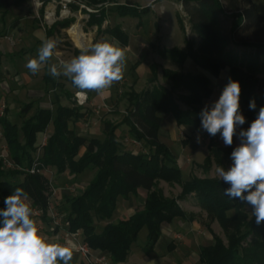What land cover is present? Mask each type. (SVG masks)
Returning <instances> with one entry per match:
<instances>
[{
    "label": "trees",
    "instance_id": "trees-1",
    "mask_svg": "<svg viewBox=\"0 0 264 264\" xmlns=\"http://www.w3.org/2000/svg\"><path fill=\"white\" fill-rule=\"evenodd\" d=\"M181 3L182 10L190 24L191 31L200 38L194 42L186 40L185 51L163 50L159 54L174 63L183 64L191 60L197 67L217 78L226 70L224 85L229 79L241 85L239 111L245 117L241 130H247L264 107V15L259 14L252 0H174ZM1 2V1H0ZM22 0H16L21 3ZM5 10L0 16V38L4 36L5 18L10 9L5 3ZM121 16L137 17L149 11L138 10L127 2L116 8ZM225 19H231L229 36L220 31ZM89 23L98 25L97 33L107 32L121 45L126 44V37L115 27L100 31L104 13L98 17L90 16ZM73 19L56 21L45 30L46 36H52L67 29ZM178 22L183 29V21ZM249 34L253 41L241 36ZM243 48L236 52L229 46ZM74 56L79 50L74 48ZM151 78L157 79L158 67L149 66ZM162 76L170 81V88L160 85L147 88L141 93L128 94L129 108L122 121L113 124L103 122L102 141L78 136L70 127L81 114L73 107L63 106L59 95L55 94L52 108L38 107L24 119L18 127L4 114L0 117V129L6 144L9 159L20 169L30 168L36 151L37 136L49 127L51 131L40 157V169H54L56 174L79 176L85 171L94 174L87 185L75 196L66 197L67 215L63 219L66 233L81 232L84 242L95 251L105 255L112 264H124L142 229H146L144 251L150 254L159 238L164 225L175 219H186L179 201L192 196L195 204L205 212L210 223L217 222L225 237V242L218 236L213 243L199 249L198 259L201 264H264V222L257 225L252 215V206L239 199H229L224 190L230 185L217 178L190 177L183 180L175 157L158 138L161 124L159 113L171 115L178 126L197 129L201 126L200 113L203 104L213 92L209 80L199 75H179L163 70ZM46 90L61 88L46 71L42 77ZM183 90L187 95H180ZM65 91V90H64ZM67 99L70 94L65 91ZM255 102V109L249 104ZM179 104L186 107L179 108ZM26 104L21 110L25 116L32 108ZM126 125L129 136L136 143H141L145 152L124 151L118 143L116 130ZM215 137L209 136V155L202 167L208 171L212 164L223 166L225 161H232L231 146L214 145ZM89 171V172H90ZM88 172V173H89ZM22 177L21 180L18 178ZM163 181L181 188L176 198H167L157 183ZM23 188L30 197L31 206L39 209L46 216L48 208V180L45 174H29L19 170H5L0 163V210L6 206L4 198L12 194L15 188ZM146 192L142 209L135 211L126 219L114 222L113 214L119 200H128L138 190ZM246 195V193H245ZM2 220V218H0ZM100 224H103L100 227ZM99 226V227H98ZM70 264H75L73 258ZM80 264H85L83 261Z\"/></svg>",
    "mask_w": 264,
    "mask_h": 264
},
{
    "label": "crops",
    "instance_id": "crops-1",
    "mask_svg": "<svg viewBox=\"0 0 264 264\" xmlns=\"http://www.w3.org/2000/svg\"><path fill=\"white\" fill-rule=\"evenodd\" d=\"M0 1L2 5H4L3 3H5L7 7L10 9L8 15L15 17L14 20H19V19L21 20L26 17L24 8L28 4L24 6L23 4L25 2L22 1L21 7L17 5L13 6L17 11H20L18 12L20 13L19 15L16 14L13 11L14 8L13 9L10 8L4 0H0ZM81 1L88 8L97 11L95 13H87L85 10L79 11L76 7L73 8L72 10V15L69 19H73V22L70 25V27L72 26L73 29L74 28L77 29L76 30L78 31L77 39L81 40L82 47H86L89 44V42L90 43L93 42V38H90L89 35L92 34L94 30L96 31L97 35H103V37L99 42H103V41L118 42L116 39L111 37L107 32L98 34L97 33L98 25H96L95 23L93 24L89 23L91 21L90 20L91 15L98 17L100 13L102 12L104 13V20L101 23L100 31L117 27L125 35L126 44L121 45L119 42L118 43L119 46L122 47L126 52V62H125L126 66L121 84L128 87V90H126L127 93L130 92L141 93L142 91H145L148 88L147 84L149 83V79L151 78V72L149 69L150 63L148 61L150 57H153L152 59H154L155 61L154 63L159 64L164 70H169L179 75H199L206 77L209 80L213 92L211 94V97L204 102L203 109L206 106L210 109L211 106L216 101H218L225 87L224 81L227 75V71H221V73L217 78L210 79L206 74L207 71L200 69L189 59L185 60L183 64H177L171 61L170 59L162 57L157 50L155 51V53H152L151 48L153 47L154 44L158 45L159 47L158 49L160 51L173 50V49L179 51H185L186 49V40L189 39L187 38L184 32L185 29L184 22H183V29L181 28L178 22L179 17L182 19V16L181 13H179L176 4L173 3V2L176 3V1L174 0H81ZM127 2L131 3L133 7L138 9L139 11L145 8H148L149 11L145 14H140L137 17H133L129 15H125V16L119 15L116 8L120 6H124ZM26 10L29 12L28 8ZM40 11H42L43 15L45 13H48L49 11L57 13V8H55V6L51 3L50 0H44L43 6L41 7ZM87 29H89L88 32L86 31ZM61 31L65 33L68 32L66 31V29H63ZM71 32H69L70 34L68 33L69 38L75 44L74 42L75 39L74 36H72ZM58 33L54 35L56 36ZM52 36H49V38H52ZM192 37H193L192 40L194 41L196 47L200 41V38L197 35L196 36L192 35ZM76 47H77L76 49L78 50H80L81 48L78 46ZM61 54L62 51L58 49L54 50V55L49 63H56L55 59L59 62L63 61L62 57H56V56H62ZM9 56L11 63L14 62L12 63L11 66L14 67L13 70H14L15 78L20 79L19 83L24 86L23 89H26L29 92H37L32 89L31 86L32 79L30 77L31 73L25 67L28 60L34 58L35 54L27 52V55L24 56L23 58H19L20 55L17 54H11ZM72 57H74V55ZM46 71L48 72V65H45L42 68V70L38 73L41 81ZM42 72L43 75L41 76L40 73ZM223 72H225V75H223L222 77L223 86L221 87V89L216 90L215 88L212 87V85L214 84L213 80H218ZM65 78L67 77L62 76V79L56 80V82L62 83L63 79ZM70 84L71 85L66 84V86L64 87L65 91L70 94V98L67 99V97H65L64 98L65 102L62 103L61 101V104L63 106L76 108L79 110V113L81 114V117L77 121L70 123V127L78 136L88 139L94 138V139H98L99 141H102L104 138L103 122L109 121L111 123L118 124L122 121L123 117L126 115L129 108L128 95H127V99H123L121 101L113 103L115 97L113 93V87L115 85L117 86L118 82L114 83L111 86V88L105 91L102 95L94 91H89L86 94H79V90L76 89L72 83ZM160 84L165 88L168 89L170 88V81L166 85L162 83ZM45 89L46 87L44 85V90ZM44 90L38 92L43 93ZM177 93L180 95H187V92L183 90H179L177 91ZM216 93L217 96L214 97L213 95ZM40 107L52 108V105L40 104ZM180 109L185 110L186 107L180 104ZM99 114H102V116H99ZM161 114L162 113L158 114L161 117V124L158 131V138L161 143H163L168 147L172 155L175 157L177 165L181 171L183 180L185 181L184 176L186 177V180H188L192 176H195L197 178H215L212 174L206 175L207 173H210L212 166L215 165L214 163L212 164L211 168L208 171H205L204 168L202 167L204 159L209 155V152L207 150L209 145V136L207 131L203 130L201 126L197 129H193L192 127H187V126H178L171 115H166V114L161 115ZM50 131L48 132L50 133ZM182 131L186 133L187 138L184 139L183 142H180L178 136L179 133H181ZM115 133L118 138V141L121 136L130 137L129 128L126 125L120 126ZM205 133H207L208 136L207 139L208 143L205 146L206 147L205 152H203L202 144H198L197 141L195 140H198V138L200 139V137H202ZM221 147H226V146L221 145ZM173 149H175L177 153H174ZM140 151L145 152L146 150L142 148V150ZM202 155H204L202 162L197 161V164H195L194 166V168L198 167L200 169L201 175H197V174L193 175L191 173L192 167L189 163H187L188 162L187 158L189 157L190 160H197L194 159V156H198L200 158ZM163 183L167 184L165 182ZM159 189L162 190L161 188ZM163 195L166 197L164 192ZM137 196L138 197L141 196L142 199L144 200L146 196V192L139 189L137 191V194L135 196H131L130 199L128 200L122 199L117 202L116 216H115L117 221L126 219L135 212L134 210L130 213V211L136 207ZM176 197L177 196H175V198ZM187 203L193 204L192 205L193 207L185 208L181 205ZM179 205L181 209L184 212H186L185 213L186 219L177 218L170 224L164 225L161 229V237L159 238L157 244L155 245L153 251L150 254L145 253L144 246L139 247L140 245L137 244V247L131 249L127 261L124 264H201L198 259V253L196 255L195 261L191 259L192 256L190 258L185 253L184 255L182 254L180 256L181 259L180 258H178L179 260L175 259L174 253H176L179 250V247H177L176 243L172 242V240L180 239L181 236L183 237L186 236L191 240H193L198 245L196 246L199 252L200 247L207 246L213 243L214 236H218L219 238H221L219 233H217L214 230L213 225L216 224L217 228L219 229L220 227L218 223L215 222L214 224L212 223L211 225H207V228H205L200 223V221H198L197 216L199 213L202 217L207 218V216L205 212H203L198 206H196L192 196L187 197L183 201H179ZM195 206L198 207L199 209L196 210ZM116 220L113 221L115 222ZM193 221H195L196 224L198 225L195 228H193ZM204 228L205 230H203ZM63 237L64 236H59L58 239H55V242L60 243L59 240H61V244H62L64 239ZM162 240H165L166 247L163 252L158 253L157 248ZM203 241L205 242V244L202 243ZM189 242L191 243V241ZM73 255H75V257H73V261L75 264L82 263V259L79 257L78 254L75 253L74 250H73ZM190 261H192V263H190Z\"/></svg>",
    "mask_w": 264,
    "mask_h": 264
},
{
    "label": "clouds",
    "instance_id": "clouds-1",
    "mask_svg": "<svg viewBox=\"0 0 264 264\" xmlns=\"http://www.w3.org/2000/svg\"><path fill=\"white\" fill-rule=\"evenodd\" d=\"M56 46L53 39L42 41L37 56L25 65L32 75L48 65L49 75L69 78L79 94L94 91L101 95L123 78L126 52L116 41L96 42L81 47L79 55L68 61L49 63ZM240 94V83L229 79L218 101L200 113L202 129L213 137L220 133L226 146L233 144L237 126L245 123L239 111ZM249 107L255 109V102L251 101ZM239 139V146L231 153V167L225 170L217 166L215 174L230 185L224 190L225 196L252 206L259 225L264 222V107L250 127L239 132ZM4 204L6 207L0 210V264H70L76 245L71 241L53 242L41 234L29 194L23 188H15L4 198ZM197 226L193 221V228Z\"/></svg>",
    "mask_w": 264,
    "mask_h": 264
},
{
    "label": "rangeland",
    "instance_id": "rangeland-1",
    "mask_svg": "<svg viewBox=\"0 0 264 264\" xmlns=\"http://www.w3.org/2000/svg\"><path fill=\"white\" fill-rule=\"evenodd\" d=\"M8 6L10 8H14V5H17L19 7H21V3H16V0H4ZM23 2H25L23 5L27 6L24 8L25 13H26V17L23 19H19V20H14L15 17L11 16V15H7L5 18V25H4V31L5 34L3 37L0 38V117L3 116V114L15 125H17L18 127L21 126V123L24 119H27L28 117H30L35 110L40 107V104L42 105H50L53 102V97L55 94L59 95L62 103H64L65 101V89L64 87L66 86V84L71 85L70 83L71 80L69 78H65L63 79V82L61 83L63 88L62 90H60L61 88H55V89H51L48 88V90L44 91L43 93L38 92V91H43L44 90V83L40 80V76L39 74L36 75H30L31 79H32V89L34 91L37 92H29L26 89H23L24 86L21 85L20 79L15 78L14 75V70H13V66L11 60H10V56L11 54H17L20 55L19 58H23L24 56L27 55V52L33 53L35 54L34 57L37 56V52L38 49L41 46V43L43 40L45 39H53L56 41V49L55 50H60L62 51V56H56V57H62V60L64 61H68L72 58V51L74 48H77L76 46V42L75 44L70 40L69 38V34L68 32H62L61 30L59 31V33L55 36L53 35L52 38H49L45 35V29L42 27V17L44 16L42 11H40L41 7H38V3L36 0H22ZM252 2L255 4L259 14L264 15V0H252ZM174 4H176L179 13H181L182 16V21L184 22V32L187 36V38L189 40H191L192 42H194L192 39V35H195L192 31H191V27L188 24V20L186 18L185 13L182 10V5L178 2H173ZM28 8L29 12L26 10ZM5 8L4 5H2L0 3V16L3 14ZM13 11L16 14H19L15 8L13 9ZM23 11V12H24ZM23 14V13H22ZM21 14V15H22ZM30 14V15H28ZM148 18V17H146ZM132 19V18H129ZM16 21V22H15ZM231 19H225L221 26H220V31L226 35L229 36L230 34V27H231ZM70 28V27H69ZM67 28L66 31L69 29ZM89 28V27H88ZM89 29H87L86 31L88 32ZM101 34V33H100ZM90 38H93V42L90 43L86 46V47H91L94 43L99 42L101 40V38L103 37V35H97L96 31L94 30V32H92V34L89 35ZM196 36V35H195ZM242 39L247 40V41H253V37L249 34L243 35L241 36ZM195 39V38H194ZM197 39V38H196ZM261 40H264V33L260 36ZM194 44V43H193ZM76 45V46H75ZM82 45V43H81ZM195 46V44H194ZM78 47H82V46H78ZM158 45H153V47L151 48L152 53H155V51L157 50L158 52H160V50L158 49ZM229 49H232L236 52H240L243 50V48L240 47H234L232 45L229 46ZM64 58V59H63ZM153 57H150L149 59V63L151 64H155L158 67L157 70V79L155 82L148 83V88L155 85H160L162 86L160 83L166 85L169 83V81H167V79H165L162 76V71L164 70L159 64L154 63V59H152ZM145 59V58H144ZM264 59V57H263ZM56 63L58 64L59 61H57L55 59ZM226 71V70H224ZM207 76L210 79H214V77H212L208 72H206ZM40 75H43V72L40 73ZM223 75H225V72H223L220 76V78L218 80H213V85L212 87L215 88L216 90L221 89V87L223 86L222 84V77ZM62 79V76H60L59 78H54V81ZM122 79L118 82L117 86L115 85L113 87V93L115 95L113 103H116L118 101H121L123 99H127V95L129 93L126 92V90H128V87H126L125 85L121 84ZM168 82V83H167ZM57 83V82H56ZM17 85V86H16ZM146 85V86H147ZM225 86V85H224ZM164 87V86H163ZM168 89V88H167ZM216 92V91H215ZM214 97L217 96V93L213 95ZM72 102V101H71ZM31 103L33 106L31 108V110L25 115L22 116L21 115V110L24 107V105ZM211 103V101H210ZM179 108H180V104L178 103ZM4 107V108H2ZM3 112V113H2ZM161 115H164V113H162ZM99 116H102V114H99ZM104 116V115H103ZM113 124H117V123H113ZM51 130V127L48 128V131ZM47 130L43 133V134H39L37 136V142H36V146H38L41 143V140L43 139L44 135L49 134ZM241 131V126L238 125L237 129H236V134L233 137V147H237L240 144V139H239V132ZM190 133V132H189ZM179 141L183 142L184 139L187 138V135L184 131H182L181 133H179ZM208 136L207 133H205L202 137H200L199 140H195L197 141L198 144H202V151L205 152L206 149V144L208 143L207 141ZM201 142V143H200ZM119 145L122 147L123 150H127V151H131V152H141L140 150H142V144L141 143H136L134 142L130 137H125V136H121L119 138L118 141ZM128 144V145H127ZM214 145L216 146H226L223 142V139L221 137V135L219 134L218 137L215 139ZM208 150V149H207ZM7 152V148H6V144L4 142L3 136H2V131L0 129V155H2L3 153ZM174 153H177V151L175 149H173ZM37 156L34 153L33 154V159H35ZM7 158V157H6ZM204 158V155H202L200 158L198 156H194V159L197 160H190V158L188 157V162L191 167H192V174L195 175H201V171L198 167L194 168L195 164H197L198 162H202ZM233 161H225L223 166L225 168V170H227L228 168L231 167ZM5 170H10L6 167H4ZM215 169L216 166L213 165L210 173H207L206 175H213L215 178L220 179L216 174H215ZM85 171L82 175L79 176H69L67 174H62V175H58L56 174L54 169H49V171L45 172V177L47 178V180H51V184L53 186V188L56 190V195L53 199L49 200V203L52 207V210L54 213L57 214L58 218H60L61 220H63L66 215H67V203H66V197H71V196H75L77 195L79 192L78 189H80L81 191L83 190V188L87 185V183L90 181V179L92 178L94 172L93 171ZM89 172V173H88ZM185 180L186 177L184 176ZM19 180L22 179V177L18 178ZM221 180V179H220ZM159 186V188H161L164 192V194L166 195L167 198H175V196H178L180 193L181 188L178 185H168V184H164L163 182L159 181L157 183V187ZM142 197H136V207L134 209H132L130 211V213L132 211H138L142 209ZM191 204V203H190ZM189 203L187 204H181L183 207L185 208H191L193 207L191 204ZM125 206V205H124ZM197 206V205H196ZM195 206V207H196ZM32 209H34L32 207ZM196 210L199 209L198 207L195 208ZM186 213V212H185ZM116 216V211L113 214L112 220H116L115 218ZM34 220L37 223L38 228L40 229V232L42 235H44L48 240L50 241H54L55 239H58L59 236H63L64 232L61 229H55L54 225L52 224V222H50L48 216L43 217L41 216H34L33 215ZM198 221H200V223L207 228V225H211L212 223L214 224L215 222L210 223L209 220L205 217H202L200 215V213L197 216ZM117 222V220L115 221ZM103 224H100V227H102ZM206 225V226H205ZM202 226V227H203ZM99 227V226H98ZM214 230L219 233L220 237L223 239V241H225V237L222 233V231L217 228L216 224L213 225ZM205 228L203 230H205ZM213 232V230H212ZM209 237V235H208ZM145 238H146V229H142L140 231V233L138 234L135 242H134V246L133 249L135 247H137V244L140 245L139 247H142L145 245ZM54 239V240H53ZM61 243V240H59ZM191 241V243L189 242ZM172 242L176 243V246L179 247V250L174 253V257L175 259L179 260L178 258L181 259V255L184 253L195 261L196 259V255L198 252L197 249V244L191 240L188 237H183L181 236L180 239H175L172 240ZM165 243V244H164ZM195 243V244H194ZM203 244H205V242H202ZM194 244V245H193ZM182 245V246H180ZM197 245V246H196ZM166 247V242L165 240H162L157 248V252L161 253L164 251ZM73 257H75V255H73ZM189 261V260H188ZM190 263H192V261H190Z\"/></svg>",
    "mask_w": 264,
    "mask_h": 264
},
{
    "label": "built area",
    "instance_id": "built-area-1",
    "mask_svg": "<svg viewBox=\"0 0 264 264\" xmlns=\"http://www.w3.org/2000/svg\"><path fill=\"white\" fill-rule=\"evenodd\" d=\"M36 1L38 3L37 5L39 8L43 6L44 0H36ZM50 1L55 6V8H57V13L49 11L48 13L44 14V16L42 17V22H43L42 27L45 30L47 28H50L56 21L69 19L72 15V10L75 7L79 11L85 10L87 13L97 12L94 9L88 8L81 0H50ZM70 28H72V26ZM48 137L49 134L44 135L43 139L41 140V143L36 147L35 154L37 157L33 159V164L30 168L20 169L19 167H17L9 159L8 151L7 152L4 151V153L0 155V163L2 167L3 168L6 167L10 170L23 171L29 174H45V172L49 171V169H40L39 160L40 157L42 156L43 147L46 145ZM55 195H56V190L53 188L51 184V180L48 179V208L46 211V216H48L50 222H52L55 229L63 230L64 239L62 244L68 241L74 243L76 245L74 249L75 253L79 255V257L82 259V261L85 264H112L105 255H103L98 251L92 250L88 246V244L83 241L81 232L66 233V231L63 228L64 227L63 220L58 218L57 214L53 212L52 207L49 203V200L53 199ZM33 215L41 216L42 212L41 210L34 208Z\"/></svg>",
    "mask_w": 264,
    "mask_h": 264
},
{
    "label": "bare ground",
    "instance_id": "bare-ground-1",
    "mask_svg": "<svg viewBox=\"0 0 264 264\" xmlns=\"http://www.w3.org/2000/svg\"><path fill=\"white\" fill-rule=\"evenodd\" d=\"M72 29H73V27L70 28V29H68V33L71 32ZM76 30H77V29L74 28V29L72 30L71 34H72V36H74V39H75L74 42H76V45H77V46H82V45H81V43H82L81 40L77 39L78 31H76ZM74 39H73V40H74Z\"/></svg>",
    "mask_w": 264,
    "mask_h": 264
}]
</instances>
